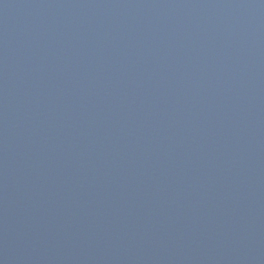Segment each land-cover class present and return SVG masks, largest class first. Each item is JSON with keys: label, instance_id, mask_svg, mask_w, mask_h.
I'll return each instance as SVG.
<instances>
[{"label": "water", "instance_id": "95a60500", "mask_svg": "<svg viewBox=\"0 0 264 264\" xmlns=\"http://www.w3.org/2000/svg\"><path fill=\"white\" fill-rule=\"evenodd\" d=\"M0 264H264V0H0Z\"/></svg>", "mask_w": 264, "mask_h": 264}]
</instances>
